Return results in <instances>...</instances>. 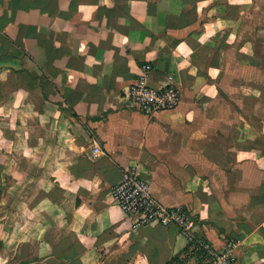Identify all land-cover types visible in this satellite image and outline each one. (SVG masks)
<instances>
[{
  "label": "crops",
  "instance_id": "1",
  "mask_svg": "<svg viewBox=\"0 0 264 264\" xmlns=\"http://www.w3.org/2000/svg\"><path fill=\"white\" fill-rule=\"evenodd\" d=\"M144 63L151 86L172 75L175 108L126 103ZM262 70L264 0H0V183L32 182L33 214L97 264H169L187 247L178 228L134 226L113 198L134 170L216 249L233 240L237 264H264V119L250 127L230 94L237 80L262 104Z\"/></svg>",
  "mask_w": 264,
  "mask_h": 264
},
{
  "label": "rangeland",
  "instance_id": "2",
  "mask_svg": "<svg viewBox=\"0 0 264 264\" xmlns=\"http://www.w3.org/2000/svg\"><path fill=\"white\" fill-rule=\"evenodd\" d=\"M236 74L240 75L241 72H234ZM259 79L264 82V70L259 72ZM236 81L230 91L234 96V111L239 112L241 106L243 110L247 108L249 126H256L257 114L264 119V100L262 104H258L251 94L248 99H241ZM261 88L264 90V86ZM260 125L264 129V123L261 122ZM253 142L255 143V139ZM259 142L264 146V135L260 136ZM31 187L30 181L19 187L11 182L0 183V264H97L94 261L95 249L84 245L87 241L53 223L48 227L43 220H39V215L33 214L32 198L27 197ZM41 205L45 206L42 200ZM8 207L9 210L3 217L1 210ZM80 256L84 261H81Z\"/></svg>",
  "mask_w": 264,
  "mask_h": 264
},
{
  "label": "built area",
  "instance_id": "3",
  "mask_svg": "<svg viewBox=\"0 0 264 264\" xmlns=\"http://www.w3.org/2000/svg\"><path fill=\"white\" fill-rule=\"evenodd\" d=\"M151 70L149 63L142 65L135 82L123 92L126 103L135 110L152 116L157 112L175 108L181 100L178 87L168 75L165 82L154 87L146 82ZM93 154L100 153L98 146L92 147ZM116 204L129 216L134 226L161 224L175 225L186 238L187 246L198 264H237L233 249L235 242L229 240L222 250L198 235L196 217L183 206H166L150 191L149 180L134 170H125L123 178L111 186Z\"/></svg>",
  "mask_w": 264,
  "mask_h": 264
},
{
  "label": "trees",
  "instance_id": "4",
  "mask_svg": "<svg viewBox=\"0 0 264 264\" xmlns=\"http://www.w3.org/2000/svg\"><path fill=\"white\" fill-rule=\"evenodd\" d=\"M184 255V257L188 258L191 255L190 253V250L188 248V246L179 254V255H176L172 258V260L169 262L170 263H174V264H180V260H181V256Z\"/></svg>",
  "mask_w": 264,
  "mask_h": 264
}]
</instances>
